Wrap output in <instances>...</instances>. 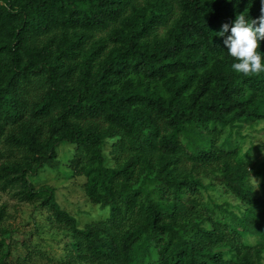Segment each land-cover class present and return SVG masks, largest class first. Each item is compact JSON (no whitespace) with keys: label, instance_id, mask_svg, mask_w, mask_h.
I'll list each match as a JSON object with an SVG mask.
<instances>
[{"label":"trees","instance_id":"obj_1","mask_svg":"<svg viewBox=\"0 0 264 264\" xmlns=\"http://www.w3.org/2000/svg\"><path fill=\"white\" fill-rule=\"evenodd\" d=\"M260 7L0 0V194L43 210L66 240L51 259L14 237L0 204V264H264V156L216 145L224 128L264 121V73L233 72L230 31L216 34ZM61 142L66 175L104 219L78 226L31 182L57 168Z\"/></svg>","mask_w":264,"mask_h":264},{"label":"rangeland","instance_id":"obj_2","mask_svg":"<svg viewBox=\"0 0 264 264\" xmlns=\"http://www.w3.org/2000/svg\"><path fill=\"white\" fill-rule=\"evenodd\" d=\"M240 125L238 131L233 130L230 136H228L229 129L224 128L216 141V145L221 149L228 150L233 146H239V153L245 154L244 159L254 162L260 161L264 156V121L253 124L240 123ZM71 149V145L61 142L56 154L57 168L40 170L31 182L34 186L45 184L52 187L59 206L76 219L78 226H82L87 222L104 219L107 207L104 208L87 202L81 192L80 181L66 175ZM250 180L253 186L258 182V178H255L253 173L250 175ZM212 195L219 202H235L230 196L216 195V192ZM0 204L4 205V225L18 230L17 234L14 235L16 239L20 240L23 238L22 236H28L27 239L30 244L38 246L44 250L46 256L54 260L63 253L66 241L65 232L54 226H49L45 222L43 210L34 209L30 203L16 202L5 194H0Z\"/></svg>","mask_w":264,"mask_h":264},{"label":"clouds","instance_id":"obj_3","mask_svg":"<svg viewBox=\"0 0 264 264\" xmlns=\"http://www.w3.org/2000/svg\"><path fill=\"white\" fill-rule=\"evenodd\" d=\"M223 43L227 54L235 61L231 69L245 77L264 73V52L261 41H264V0H261L260 16L249 20L245 12L236 15L231 25L224 23L217 36L225 37Z\"/></svg>","mask_w":264,"mask_h":264}]
</instances>
